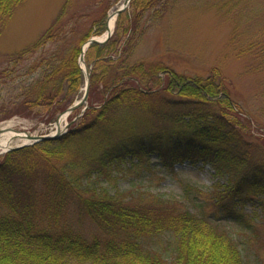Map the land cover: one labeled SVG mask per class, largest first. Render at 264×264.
Returning <instances> with one entry per match:
<instances>
[{"label": "trees", "instance_id": "obj_1", "mask_svg": "<svg viewBox=\"0 0 264 264\" xmlns=\"http://www.w3.org/2000/svg\"><path fill=\"white\" fill-rule=\"evenodd\" d=\"M26 1L0 0V32ZM227 1L217 0L224 8ZM174 2L133 0L141 11ZM130 16L125 13L127 23L117 22L107 43L87 50V63L98 58L100 72L91 73L88 107L70 130L0 157V264H252L227 229L219 227L245 224L260 240L243 206H258L264 213V136L252 133L249 119L235 113L230 96L212 80H188L145 60L130 62L131 38L140 21L135 13L130 24ZM59 19L43 35L42 45L58 35ZM105 29L104 19L95 21L82 44ZM123 34L128 39L122 44ZM68 52L52 59L40 80L21 92L29 108L40 101L48 106V123L73 104L85 84L76 62L79 49ZM161 72L167 87L151 89ZM60 76L68 78L65 86ZM58 91L65 95L55 100ZM190 132L193 137L179 136ZM153 157L167 171L185 162L211 166L223 180L215 186L213 213L178 210L176 199H164L166 205L127 200L120 190L103 185L115 171L150 170ZM71 209L78 223L89 219L100 233L88 238L76 231ZM161 234L172 237L171 261L148 245Z\"/></svg>", "mask_w": 264, "mask_h": 264}, {"label": "rangeland", "instance_id": "obj_2", "mask_svg": "<svg viewBox=\"0 0 264 264\" xmlns=\"http://www.w3.org/2000/svg\"><path fill=\"white\" fill-rule=\"evenodd\" d=\"M124 3L125 0H27L17 8L0 32V128L10 125L17 131L33 134H46L49 128H55V123H48L46 118L48 106L40 101L34 108H29L25 105L27 97L24 98L21 92L40 80L52 59L62 58L68 51L79 49L76 62L84 76V67L90 74L94 71L99 73L98 66L101 65L96 64L98 58L88 63L86 57L80 60L84 45L81 40L95 21L104 19L107 27L108 19ZM221 4L217 0H175L168 6L161 3L141 11L140 3L133 4L132 1L125 11L115 16L113 34L117 30V22L123 19L127 23L125 13L131 14L130 24L136 19L135 13L139 15L137 32L131 38L130 62L145 60L188 80H212L230 96L235 113L249 119L252 133L263 137L264 0H230L225 4L227 8ZM65 5L67 9L59 19ZM58 19V35L42 45L43 35ZM94 29L98 30L99 26ZM105 31L100 35L93 32L91 36L102 37ZM121 39L123 44L128 37L123 34ZM74 58L72 55L71 59ZM67 79L60 76L61 87L65 86ZM166 87L167 79L161 72L151 82V89L161 91ZM84 93L85 84L73 103L79 102ZM54 94H57L55 100L65 95L63 91ZM95 97L100 98L99 92ZM84 107L85 103L81 104L67 118L64 123V127L68 124L66 130H70ZM161 129L162 126L156 132ZM193 135V132L187 135L179 133L180 137L186 138ZM19 143V140L14 141L15 145ZM3 151L0 148V157L5 154ZM150 162V170L140 166L125 173L115 171L111 182L103 181V185L120 190L127 200L142 199L166 205L168 201L164 199H176L178 203L174 208L178 210L189 207L199 216L213 213L215 186L223 180L211 166L185 162L173 171H167L160 167L156 157ZM243 211L251 215L252 226L258 230L260 240L254 238V229L245 228V224L231 222L219 228H226L239 243L246 260L256 264L258 256L264 264V213H260L258 206L251 208L249 205L243 206ZM75 215L71 209L70 222L76 231L88 238L100 233L93 221L88 219L78 223ZM172 244V237L165 234L148 240L149 247L160 250L169 261L172 260Z\"/></svg>", "mask_w": 264, "mask_h": 264}, {"label": "water", "instance_id": "obj_3", "mask_svg": "<svg viewBox=\"0 0 264 264\" xmlns=\"http://www.w3.org/2000/svg\"><path fill=\"white\" fill-rule=\"evenodd\" d=\"M130 2H131V0H125L124 8L121 9V10H119L118 13L121 12V11H123V10L125 9V7H127L128 4H129ZM111 35H112L111 31L108 29V35H107V37H106L105 40L101 41V40H99V39H97V38H90V39L87 41V43L84 45L85 48H83V54H82V56H81V61L84 60V54H85L86 48H87L90 44H92V43H100V44L105 43V42L110 38ZM87 74H88V73H87ZM89 85H90V77H89V74H88V75H87V83H86V91H85V94H84L83 99H82L80 102H78L77 104H75L74 106L70 107V108L68 109V112H72V111H74L78 106H80L81 104L87 102V99H88V93H89ZM59 122H60V118L58 119L57 124H59ZM2 132H3V131L0 130V133H2ZM26 135H27L26 137H27L28 139H31V140H33L34 142H39V141H44V140H50V139L58 138V137H59L58 135H57V136H54V137H52V136H32V135H30V134H26ZM18 148H20V147H18Z\"/></svg>", "mask_w": 264, "mask_h": 264}, {"label": "bare ground", "instance_id": "obj_4", "mask_svg": "<svg viewBox=\"0 0 264 264\" xmlns=\"http://www.w3.org/2000/svg\"><path fill=\"white\" fill-rule=\"evenodd\" d=\"M115 16L112 15L109 21V28L112 30L114 27ZM18 138L21 141L27 142L24 133L20 134L9 125L4 129V133L0 136V148L6 150L14 144L13 139Z\"/></svg>", "mask_w": 264, "mask_h": 264}]
</instances>
